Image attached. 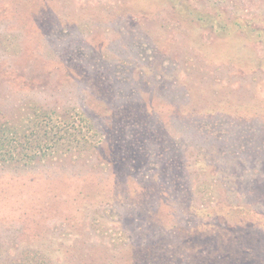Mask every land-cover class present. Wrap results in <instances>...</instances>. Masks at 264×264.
Listing matches in <instances>:
<instances>
[{"label":"rangeland","instance_id":"374dc122","mask_svg":"<svg viewBox=\"0 0 264 264\" xmlns=\"http://www.w3.org/2000/svg\"><path fill=\"white\" fill-rule=\"evenodd\" d=\"M237 18L264 35V0H0V264H264V41Z\"/></svg>","mask_w":264,"mask_h":264},{"label":"trees","instance_id":"16d2710c","mask_svg":"<svg viewBox=\"0 0 264 264\" xmlns=\"http://www.w3.org/2000/svg\"><path fill=\"white\" fill-rule=\"evenodd\" d=\"M214 21H215L214 22L215 28L217 29V31L223 33L226 36H233L235 33H238L241 30L248 29L249 31H251V33L250 34L248 32L247 33H248V35H250L251 38H253L255 40L264 41V35L259 34V33L256 34L257 30L251 28L252 26H250V24L248 25L246 23V24L243 25L238 18L237 19H232V20L226 21V22L218 20V19H215ZM252 34H256V35L252 36ZM43 116H45V118H46L47 114L46 115L43 114ZM130 118H128V119H130ZM42 123H44V121H42ZM35 125H37V124H35ZM37 127H39V126L37 125ZM43 128H44V126H43ZM19 131H20L19 128H9L6 125H3V126L0 127V157L1 158H3V159L6 158L5 154L3 155V153H2L3 152L2 151L3 147H7V149H8V147L10 148L13 144L16 145V143H17V140H16L17 136L16 135L19 133ZM67 134L69 136H71L70 139H72V140L73 139L74 140H78L79 136L81 135L79 132H75V131H73V132L69 131V132H67ZM57 135H59V137L62 136L60 134V131L57 133ZM59 137L56 138L57 141H60L62 139V138H59ZM52 139L53 138H51V140ZM29 144L34 145V143H31V142H29ZM5 153L9 154L10 156H12V153L9 152V151H8V153L7 152H5ZM218 259L220 261L217 264H228V262H230L229 261L230 257H221V256H219ZM199 261H200L199 262L200 264H206L203 260H199ZM233 262L234 261L232 260L230 262V264L233 263Z\"/></svg>","mask_w":264,"mask_h":264}]
</instances>
